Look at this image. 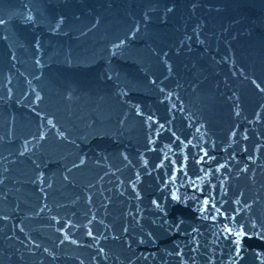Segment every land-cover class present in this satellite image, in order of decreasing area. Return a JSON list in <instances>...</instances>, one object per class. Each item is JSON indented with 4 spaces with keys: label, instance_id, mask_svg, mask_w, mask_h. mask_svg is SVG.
<instances>
[{
    "label": "water",
    "instance_id": "water-1",
    "mask_svg": "<svg viewBox=\"0 0 264 264\" xmlns=\"http://www.w3.org/2000/svg\"><path fill=\"white\" fill-rule=\"evenodd\" d=\"M257 84L264 0H0V264H264Z\"/></svg>",
    "mask_w": 264,
    "mask_h": 264
},
{
    "label": "snow or ice",
    "instance_id": "snow-or-ice-1",
    "mask_svg": "<svg viewBox=\"0 0 264 264\" xmlns=\"http://www.w3.org/2000/svg\"><path fill=\"white\" fill-rule=\"evenodd\" d=\"M253 83H255V81H253ZM256 87L259 88L261 91H264V88H260V85H259V84H257ZM38 98H39V97H38ZM238 114H239V113H237V115H238ZM149 119H151V118H149ZM161 127H163V125H161ZM205 155H207V153H205ZM177 170H178V171H182V169H177ZM172 198H173L174 200H178V199H179V197H177L175 194H173ZM153 203H156V201H153ZM203 203H204L205 205H208V204L210 203V200H209V199H204V200H203ZM157 206H158V205H157ZM213 208H215V205H213ZM216 211L219 212V209H216ZM224 231H227V232L231 233L232 230H231L230 228H228L227 226H225ZM88 235H89V236L92 235L91 231H89ZM236 235H237V236H243V235H245V233H243V232H237ZM238 243H239V241H237V244H238ZM237 255H239V253H237Z\"/></svg>",
    "mask_w": 264,
    "mask_h": 264
}]
</instances>
